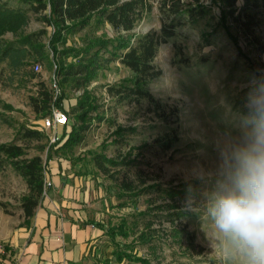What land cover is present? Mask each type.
<instances>
[{"label": "rangeland", "instance_id": "1", "mask_svg": "<svg viewBox=\"0 0 264 264\" xmlns=\"http://www.w3.org/2000/svg\"><path fill=\"white\" fill-rule=\"evenodd\" d=\"M159 1L152 3L151 13L136 27L135 34L160 30L164 16L160 12ZM203 2L210 8L208 16L197 24H191L186 18L181 19L176 35L159 47L154 59V65L162 74L151 81L147 89L160 102L164 110L163 117L168 120H164L147 100L136 103L114 100L107 95L108 85H128L133 77L129 69L115 61L101 71L89 86V90L100 97L104 109H108L107 117L114 126L113 123L95 125L86 134L84 142L73 148L75 153H81L78 160L88 161L93 167L92 154L101 152L105 144H110L115 126L131 127L135 132L127 133L121 146L110 145L106 151L109 157H115L120 152L131 153L130 147L141 146L140 151L131 153L132 159L137 161L135 165L118 168L120 178L128 175L135 179L137 172L141 171L155 180L150 184L157 183L164 189H177L183 183H194L187 198L180 203L187 215L179 221L180 225H187L188 232L194 235V241L191 242L186 234H182L180 246L171 239L163 238L161 230L160 239H165L157 242L163 247L161 264L246 262V257L235 243L216 227L209 209L213 201L231 186L239 158L253 142L255 127L264 123V51L232 27L230 31L237 37V43L231 40L218 22L220 11L213 0ZM9 6L23 5L10 1ZM254 11L258 20L255 35L264 43V9L259 7ZM29 18L28 26L18 37L45 29L41 16L30 13ZM46 30L38 38L45 47L47 60L37 62L40 69L36 72L41 81L56 89L54 82L58 61L49 38L53 30ZM208 35L210 37L207 40ZM101 36L113 37L116 33L110 26H99L92 21L90 27L69 36L67 41L70 47L81 48L89 40ZM16 39L12 34L3 37L5 42ZM56 48L62 53L66 51L65 45L57 44ZM60 57L71 61V57L65 54ZM36 82L14 75L5 62L0 63V102L13 109L5 111L0 104V144L15 142L24 147L27 157L41 155L46 161L51 139L55 133L58 135L59 130L58 127L43 129L42 123L46 118L37 117L29 106V97L36 91ZM64 93L63 106L68 111L71 125L75 117L70 107L76 104L81 92L65 87ZM27 127L43 130L45 138L41 142H25L20 133ZM174 137L177 140L168 149L166 143L173 141ZM39 147H45V151H40ZM59 150V147H53L50 155H57ZM102 179L111 190L115 202L111 219L113 225H117L121 219L132 223L135 215L144 212L153 199L156 205L162 203L160 196L154 192L131 202L122 198L112 180L107 177ZM27 192L24 180L8 163L0 166V202L5 203L10 213L8 215H16L20 211L21 199ZM124 202V207H119ZM166 212L163 211L162 215H166ZM156 220L154 228L159 229L161 226L163 230H169L170 224L164 216H158ZM138 223L142 229L144 219H138ZM104 241L110 249L100 254L98 264L106 261L116 264L112 253L131 245L132 237L111 238L106 233ZM197 246L204 248L203 255L197 254ZM135 249L139 257L148 256L146 246L137 245ZM152 264L157 263L152 261Z\"/></svg>", "mask_w": 264, "mask_h": 264}, {"label": "trees", "instance_id": "2", "mask_svg": "<svg viewBox=\"0 0 264 264\" xmlns=\"http://www.w3.org/2000/svg\"><path fill=\"white\" fill-rule=\"evenodd\" d=\"M14 1L23 6L10 7L9 2ZM155 0H0V63H6L14 75L23 76L30 82L36 80L35 94L29 97V106L37 117L47 118L52 116L54 108L60 109L66 115L64 108V88L69 87L81 92L75 105L71 106V113L75 122L71 125L58 127V140L49 146L46 161L41 155L27 157L22 145L15 142L0 144V166L8 163L11 168L24 180L27 194L21 199V209L26 218L33 215L41 199L44 197V179L47 171L50 150L59 147L62 150H72L82 144L86 134L101 123L111 125L107 117L108 109L89 86L94 82L99 73L115 61L129 69L133 77L129 84L108 85L107 95L114 100H129L139 103L147 100L150 105L164 116L163 107L147 89L148 84L161 76V70L154 65V59L161 45L173 38L181 25V19L186 18L191 24H197L206 18L210 11L203 0H160L159 9L164 16L160 30L150 31L143 35L134 33L136 27L151 13L152 3ZM213 4L219 9V24L227 33V36L237 43L230 27L243 34L250 43L264 51V43L255 35L257 27V14L254 10L262 7L264 0H213ZM41 16L45 25V31L18 37L29 24V14ZM92 21L96 25H108L116 33V36H101L89 40L83 47L74 48L68 45L67 38L91 26ZM231 23V26L230 24ZM46 28H52L50 42L57 54L56 80L54 86L49 87L41 81L35 70L37 62L47 60L44 45L38 35L45 34ZM12 34L17 39L13 42H5L3 37ZM210 35L206 37L208 40ZM57 44L65 45L63 53L56 48ZM236 45V44H235ZM239 50V48H237ZM71 57V61L63 60L60 55ZM28 67L30 70L28 71ZM1 104V102H0ZM2 105V104H1ZM5 111H12L9 105H2ZM70 113V112H69ZM164 120L168 118L163 117ZM114 126V123H113ZM42 127L44 129L43 123ZM135 129L123 126H115L111 134L110 144H105L101 152L92 154V162L100 174L112 180L120 190L122 198L131 202L149 193L160 196L162 203L156 205L155 200L149 201V206L144 212H139L132 223L127 219H121L117 225L110 226L107 234L111 238L132 237L131 245L114 251L113 258L116 264H157L162 262V244L165 239H160L161 230L163 238L171 239L181 246V236L194 241V235L188 232L187 225H180L181 218L187 215L180 207V203L188 196L193 182L183 183L177 189H164L151 177L138 171L135 179L128 175L120 178L118 168L136 164L132 159V152L140 151L130 147L131 153H118L115 157L106 154L109 146H121L127 133H134ZM21 138L25 142H41L45 138L43 130L38 128H23ZM177 140L167 141L169 149ZM44 152L45 147H39ZM156 199V198H155ZM125 202L119 207H124ZM0 208L4 213L10 214L5 203L0 202ZM166 215H162L163 211ZM164 216L169 222V230L154 228L156 218ZM138 219H144V226L140 229ZM160 222V221H158ZM162 222V221H161ZM137 245H144L148 249L147 257H139L135 249ZM197 254L203 255L204 248L197 246ZM104 264H110L106 261Z\"/></svg>", "mask_w": 264, "mask_h": 264}, {"label": "crops", "instance_id": "3", "mask_svg": "<svg viewBox=\"0 0 264 264\" xmlns=\"http://www.w3.org/2000/svg\"><path fill=\"white\" fill-rule=\"evenodd\" d=\"M73 150L50 155L45 179L51 186L31 217L1 209L0 264H98L110 249L104 239L113 226L111 190Z\"/></svg>", "mask_w": 264, "mask_h": 264}, {"label": "clouds", "instance_id": "4", "mask_svg": "<svg viewBox=\"0 0 264 264\" xmlns=\"http://www.w3.org/2000/svg\"><path fill=\"white\" fill-rule=\"evenodd\" d=\"M209 212L216 227L246 257L245 264H264V123L255 127L231 186L213 201Z\"/></svg>", "mask_w": 264, "mask_h": 264}, {"label": "built area", "instance_id": "5", "mask_svg": "<svg viewBox=\"0 0 264 264\" xmlns=\"http://www.w3.org/2000/svg\"><path fill=\"white\" fill-rule=\"evenodd\" d=\"M40 69L39 65H35V70ZM69 119L68 115L64 112L54 108L52 111V116L43 120L44 129H56L57 127L68 125ZM58 135L55 133L51 139L52 143H55L58 140ZM51 186V183L44 179V196L46 195L47 189ZM3 250V249H1Z\"/></svg>", "mask_w": 264, "mask_h": 264}]
</instances>
